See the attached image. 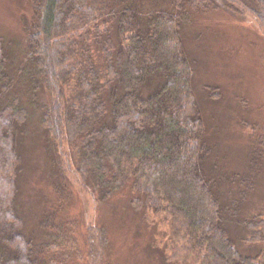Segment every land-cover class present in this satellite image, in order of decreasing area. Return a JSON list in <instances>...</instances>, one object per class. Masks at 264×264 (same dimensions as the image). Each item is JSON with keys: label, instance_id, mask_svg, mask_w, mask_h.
Returning <instances> with one entry per match:
<instances>
[{"label": "trees", "instance_id": "obj_1", "mask_svg": "<svg viewBox=\"0 0 264 264\" xmlns=\"http://www.w3.org/2000/svg\"><path fill=\"white\" fill-rule=\"evenodd\" d=\"M32 2L26 46L16 52L0 34V264H62L71 239L64 220L51 217L67 203L58 161L50 175L58 203L37 222L40 240L18 201L23 136L37 112L51 153L64 142L76 151V170L98 202L122 183L139 185L185 223L196 252L214 264H264V250L252 247L264 242V211L247 216L240 200L224 202L219 172L207 169L212 147L182 37L194 10L217 7L251 13L264 31V0ZM260 144L255 160L264 156V138ZM250 173L240 175L241 200L254 188Z\"/></svg>", "mask_w": 264, "mask_h": 264}, {"label": "rangeland", "instance_id": "obj_2", "mask_svg": "<svg viewBox=\"0 0 264 264\" xmlns=\"http://www.w3.org/2000/svg\"><path fill=\"white\" fill-rule=\"evenodd\" d=\"M32 1L0 0V34L16 52L27 44ZM237 10H194L183 25L182 37L192 66L194 97L212 147L207 169L219 172L222 200L230 204L240 200L238 205L248 216L264 211V156L253 158L264 138V31L251 13ZM73 88L72 83L67 90L72 101ZM41 120L37 112L23 136L25 162L18 201L24 207L27 229L40 240L37 222L55 209L60 194L50 179L51 163L62 165L61 191L67 203L51 216L55 223L64 220L70 231L62 264H214L196 252L185 223L162 201L146 197L139 185L122 183L112 197L98 202L76 170V151L64 142L51 153L48 128ZM245 172H251L255 185L241 200L240 175ZM231 232L236 237V231ZM242 246L248 249V243L240 247L247 252ZM252 247L255 254L264 250V242Z\"/></svg>", "mask_w": 264, "mask_h": 264}]
</instances>
